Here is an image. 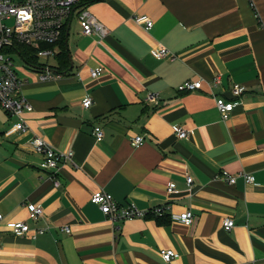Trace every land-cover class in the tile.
<instances>
[{
    "label": "crops",
    "instance_id": "crops-1",
    "mask_svg": "<svg viewBox=\"0 0 264 264\" xmlns=\"http://www.w3.org/2000/svg\"><path fill=\"white\" fill-rule=\"evenodd\" d=\"M86 8L108 37L86 36L71 19L68 73L41 81L36 67L15 66L33 107L24 115L28 131L10 132L15 118L0 110V264H264V0H91ZM136 14L150 16L153 29L135 24ZM158 46L176 58L157 60ZM55 49L58 55L61 44ZM98 67L104 72L93 78ZM199 79L201 90L180 92ZM234 83L247 88L240 98L229 92ZM216 97L236 104L226 120ZM96 125L105 132L101 142ZM174 126L188 138L179 140ZM37 136L74 153L58 188L53 172L40 168L43 155L31 144ZM135 136L144 143L134 147ZM98 190L145 211L169 204L170 214L128 220L115 232L91 202ZM26 204L41 206L43 216L32 220ZM187 210L191 226L173 219ZM225 218L235 221L230 231ZM21 221L29 233L13 231ZM162 250L178 257L164 262Z\"/></svg>",
    "mask_w": 264,
    "mask_h": 264
},
{
    "label": "built area",
    "instance_id": "built-area-1",
    "mask_svg": "<svg viewBox=\"0 0 264 264\" xmlns=\"http://www.w3.org/2000/svg\"><path fill=\"white\" fill-rule=\"evenodd\" d=\"M91 0H0V110H4L15 118L10 127V132L24 133L28 131V125L25 120V113L32 111V105L21 94L24 80L21 79L15 64L10 56L11 51H16L15 47L26 46L33 50V55L38 58L49 59L56 58L57 51L55 48L44 47L58 43L71 21L76 18L86 36L98 35L100 42H103L109 35L110 30L100 23L86 8L87 2ZM133 21L138 26L150 31L154 27V21L146 14H136ZM19 53V52H18ZM20 54V53H19ZM25 59V55L20 54ZM153 55L157 60L169 58L174 60L175 55L163 46L154 48ZM36 68L39 70V79L41 81H50L60 77V74L51 65L37 61ZM34 66V65H32ZM104 72L102 67L91 69L90 74L93 78H98ZM203 80H189L183 83L180 92H193L203 88ZM213 85L219 86L223 83L221 75H217L212 80ZM247 88L241 84L234 83L229 88L233 99L242 97ZM148 101L154 105L160 103L159 95L151 93ZM83 108L89 109L93 105V99L87 97L83 100ZM216 105L223 118L226 120L235 110L236 104L233 100H227L224 97H216ZM174 131L179 140L188 138V132L181 126H174ZM93 136L97 142H101L105 137V132L100 125L93 128ZM145 138L135 136L131 138V144L134 147L144 143ZM32 147L35 152L41 153L43 159L40 163L42 170H49L53 173L55 187L61 186L59 173L61 167L70 162L74 155L73 152H58L45 139L40 136L33 138ZM247 183L255 181L254 176L245 175ZM223 178L230 184H235L236 178L223 173ZM188 185H192L193 178L188 176L186 180ZM169 193L176 192V184L171 183L168 187ZM91 202L98 205L111 223L113 229L121 230V223L128 220L144 219L149 216L163 217L170 214L169 204L157 206L150 210H140L135 205L121 206L116 202L110 193L103 190L96 191ZM29 217L36 221L44 214L41 206L35 204H26ZM194 213L187 210L179 215L173 216V219L180 221L186 226H191L194 221ZM4 215L0 213V221ZM222 226L226 231H230L235 226L232 218H225ZM13 231L16 234H27L31 227L27 222H16L12 224ZM64 232L70 233L69 227L63 229ZM46 230L40 229L37 234H44ZM161 257L164 262H171L178 254L172 250H162Z\"/></svg>",
    "mask_w": 264,
    "mask_h": 264
},
{
    "label": "trees",
    "instance_id": "trees-1",
    "mask_svg": "<svg viewBox=\"0 0 264 264\" xmlns=\"http://www.w3.org/2000/svg\"><path fill=\"white\" fill-rule=\"evenodd\" d=\"M65 36L63 34V37L61 38V40L54 44V45H50V46H47V45H44V47H52V48H55L57 47L59 44H61V47H62V50L60 51V53L56 56V58H58V65L56 66V71L58 73H68L69 72V68L71 67L70 66V58L68 56V53L69 51L65 48ZM16 51L19 52L20 54H23L25 55V59L23 58V60L26 62L27 65L29 66H32L34 65L33 67L36 66V64H38L37 62V59L36 57L33 55V50L29 47H26V46H20V47H15ZM169 215H165L163 217H156V218H159V219H162V218H166L168 217Z\"/></svg>",
    "mask_w": 264,
    "mask_h": 264
},
{
    "label": "rangeland",
    "instance_id": "rangeland-1",
    "mask_svg": "<svg viewBox=\"0 0 264 264\" xmlns=\"http://www.w3.org/2000/svg\"><path fill=\"white\" fill-rule=\"evenodd\" d=\"M76 27H77V22H76V19H74L73 25H72V31H74V29ZM10 56L13 59L14 64H15L17 69H19V66H25V63H24L22 56L17 51H14V50L11 51ZM37 61H41L42 63L48 64V65H54L55 58H53V57H50L49 59L38 58Z\"/></svg>",
    "mask_w": 264,
    "mask_h": 264
},
{
    "label": "water",
    "instance_id": "water-1",
    "mask_svg": "<svg viewBox=\"0 0 264 264\" xmlns=\"http://www.w3.org/2000/svg\"><path fill=\"white\" fill-rule=\"evenodd\" d=\"M69 57H71L70 55H69ZM74 67V64H73V61L71 60V69ZM54 71H56V70H54Z\"/></svg>",
    "mask_w": 264,
    "mask_h": 264
}]
</instances>
